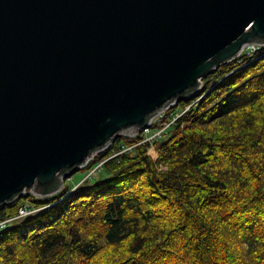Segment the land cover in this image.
Wrapping results in <instances>:
<instances>
[{
	"label": "water",
	"instance_id": "95a60500",
	"mask_svg": "<svg viewBox=\"0 0 264 264\" xmlns=\"http://www.w3.org/2000/svg\"><path fill=\"white\" fill-rule=\"evenodd\" d=\"M249 44L264 0H0V205L57 192Z\"/></svg>",
	"mask_w": 264,
	"mask_h": 264
},
{
	"label": "trees",
	"instance_id": "16d2710c",
	"mask_svg": "<svg viewBox=\"0 0 264 264\" xmlns=\"http://www.w3.org/2000/svg\"><path fill=\"white\" fill-rule=\"evenodd\" d=\"M245 59L175 104L161 138L117 136L84 168L105 160L104 177L0 205V264H264V48ZM26 199L40 209L19 217Z\"/></svg>",
	"mask_w": 264,
	"mask_h": 264
},
{
	"label": "built area",
	"instance_id": "2783aa9c",
	"mask_svg": "<svg viewBox=\"0 0 264 264\" xmlns=\"http://www.w3.org/2000/svg\"><path fill=\"white\" fill-rule=\"evenodd\" d=\"M264 48V45H257V44H249V45H246L242 50L241 52L239 53V55L241 54L244 55V57L246 58L245 60H247L248 58L250 59L253 55L255 54H258L261 49ZM244 65V63L242 64ZM188 97V96H187ZM176 103V101L174 102H170L167 103L168 105H166L165 107L161 108L160 111H159V116L161 119L159 122H158V125L156 126V128L153 129L152 127V121H150L145 127L142 128V130L138 133L140 134L143 138L138 141L137 143L139 142H144V141H153V140H156V139H159L161 138L165 131H166V128L171 124L173 123L180 115H176V112H171V107L174 106ZM186 109V108H185ZM176 115V117L174 116ZM171 118V119H170ZM119 135H126L124 133H120ZM118 135V136H119ZM129 137H136L138 135H127ZM111 142L107 143L104 148L102 150H104L105 148H107L109 145H110ZM133 146H122L121 150L115 152L111 157L113 156H116L118 154H120L121 152H126V151H129L132 149ZM101 150V151H102ZM110 157V158H111ZM105 160H101L99 161L100 163H97L98 164H102ZM87 164V163H86ZM94 171H95V168L92 169L88 176L87 177H91L92 174H94ZM62 172L58 173L57 176H59ZM64 175V174H63ZM64 177V176H63ZM62 177V178H63ZM65 185H62L61 187H64ZM77 186V185H76ZM75 186V187H76ZM28 191H31V190H24L21 195L23 194H32L34 195L36 198H39L37 195L33 194L32 192H28ZM42 197V196H40ZM40 208L37 207V206H34L30 203V200L26 199L25 203L23 205H21L18 209V216L19 217H23V216H27V215H30V214H33L34 212H37ZM12 221V218H7V219H3V220H0V230H2L4 227L8 226Z\"/></svg>",
	"mask_w": 264,
	"mask_h": 264
},
{
	"label": "rangeland",
	"instance_id": "374dc122",
	"mask_svg": "<svg viewBox=\"0 0 264 264\" xmlns=\"http://www.w3.org/2000/svg\"><path fill=\"white\" fill-rule=\"evenodd\" d=\"M238 57H241V54L240 55H238L237 57H235L234 59H237ZM231 61H233V60H231ZM230 61V62H231ZM202 84H203V80H202ZM193 95V94H192ZM188 97H186L185 99H187ZM185 99H182V100H180V101H183V100H185ZM180 101H178V102H180ZM178 102H176L175 104H177ZM170 104V103H169ZM166 105H168V104H165L163 107H165ZM162 107V108H163ZM175 107V105L174 106H172L171 107V110H172V108H174ZM189 107V106H188ZM187 107V108H188ZM186 108V109H187ZM185 109V110H186ZM184 109H180V108H176V109H174V110H172L171 112H176V115L178 114V115H180L182 112H184L185 111ZM159 111H160V109L159 110H157V112L155 113V115L154 116H152L151 117V119H150V121H152V127H154V126H157L158 125V122L161 120V119H159L160 118V116H159ZM176 115H174L175 117H176ZM180 117V116H179ZM178 117V118H179ZM171 119V118H170ZM177 120V119H176ZM149 121V122H150ZM148 122V123H149ZM154 129V128H153ZM123 133V132H122ZM125 134V133H124ZM141 134V133H140ZM140 134H138V133H136L135 135H140ZM128 134H126V136H127ZM129 146V145H128ZM104 148V147H103ZM102 148V149H103ZM102 149H100V150H98L94 155H92L89 159H87L86 160V162L82 165V166H80V168L78 169V170H76L75 172H73V173H71L70 174V176L68 175V176H66L65 174L62 176L63 178H61V183H62V185H65V186H70L71 187V190L72 189H75L76 187V185L78 186V185H80L81 184V182L85 179V178H89V182H91V181H93V180H96V179H98V178H101V177H104L105 175H106V170L104 169V168H101V165L102 164H96L93 168H89V169H86V170H84V168L85 167H87V165L92 161V160H94V157H96V155L102 150ZM87 163V164H86ZM98 163H100V162H98ZM95 168V171H94V174H92V176L91 177H87L88 176V174H89V172L92 170V169H94ZM101 168V169H100ZM100 169V170H99ZM64 186V187H65ZM64 187H61L57 192H55V193H53V194H51V195H48V196H45V197H47V198H49L50 196H52V195H58L62 190H63V188ZM28 192H32V191H28ZM33 193V192H32ZM39 197V199L40 198H45V197H40V196H38ZM25 201V200H24ZM40 208V207H39Z\"/></svg>",
	"mask_w": 264,
	"mask_h": 264
}]
</instances>
